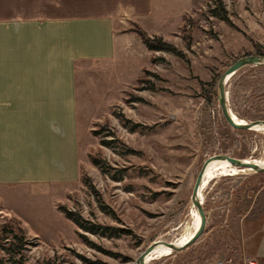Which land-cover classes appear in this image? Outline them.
<instances>
[{
	"label": "rangeland",
	"instance_id": "obj_1",
	"mask_svg": "<svg viewBox=\"0 0 264 264\" xmlns=\"http://www.w3.org/2000/svg\"><path fill=\"white\" fill-rule=\"evenodd\" d=\"M153 3L155 14L162 8L166 15L140 17L139 25L152 37L169 36L188 63L132 44V58L78 67L79 179L0 189V231L23 240L25 264H137L153 244H176L194 230L192 195L209 159L264 163V131L234 130L218 101L223 74L241 59L263 57L264 0ZM190 8L177 30L180 12ZM123 23L120 32L139 26ZM226 93L237 119L264 121V67L238 72ZM238 172L203 188L199 240L147 264H264V173ZM6 243L0 263L12 264Z\"/></svg>",
	"mask_w": 264,
	"mask_h": 264
},
{
	"label": "crops",
	"instance_id": "obj_2",
	"mask_svg": "<svg viewBox=\"0 0 264 264\" xmlns=\"http://www.w3.org/2000/svg\"><path fill=\"white\" fill-rule=\"evenodd\" d=\"M49 7L72 13L45 17ZM165 10L155 14L153 0H0V189L79 179L78 67L132 58V44L149 52L120 32L123 20Z\"/></svg>",
	"mask_w": 264,
	"mask_h": 264
},
{
	"label": "water",
	"instance_id": "obj_3",
	"mask_svg": "<svg viewBox=\"0 0 264 264\" xmlns=\"http://www.w3.org/2000/svg\"><path fill=\"white\" fill-rule=\"evenodd\" d=\"M264 67V57H248L241 59L237 61L225 74H223L219 80L218 83V89H219V96H218V101L219 105L222 111V114L228 123L230 127H232L234 130L237 131H246V132H255L257 131L256 129L263 128L264 129V121H258V122H252V123H247L246 125L242 126L239 124H236L233 122V119L231 117V112L228 108V100H227V93H226V86L227 83L229 82L232 77H234L238 72L242 71L245 68L248 67ZM213 161H221V162H227L229 165H231L233 168L239 169V170H244V171H251L256 174H261L264 173V168H260L254 164H246L245 161H240L224 156H215L211 159H209L204 167L202 168L198 179L196 181L193 195H192V204L197 208L199 215L201 217V227L199 231L197 232L196 236L185 246L178 247L174 243H155L149 249H147L138 259L137 264H143L144 260H147L149 256H151L154 251L158 248L163 246L164 248L170 250L172 254L175 253H180L185 250H187L189 247L194 245L196 241L199 240V238L203 235L206 227V215L204 208L202 204L198 200V191L201 186L202 178H203V172L205 171V168L210 162Z\"/></svg>",
	"mask_w": 264,
	"mask_h": 264
},
{
	"label": "trees",
	"instance_id": "obj_4",
	"mask_svg": "<svg viewBox=\"0 0 264 264\" xmlns=\"http://www.w3.org/2000/svg\"><path fill=\"white\" fill-rule=\"evenodd\" d=\"M215 1L217 3L220 2V0H215ZM221 10H222V8H221ZM213 13H214L213 15L215 17H217L219 19L227 20V18L225 16H222L220 11L214 10ZM132 32L139 36L143 45L148 49L149 52L169 53V54H172V55L178 57L179 59L188 63V60H187L185 54H183V52L179 51L174 46L165 42L163 38L152 37V36L148 35L141 27H139L137 25L134 26ZM261 56L264 57V54H262ZM146 73H149V72H146ZM154 77H156V76H154ZM156 78H158V77H156ZM141 82H144V80ZM146 83H149V82H146ZM149 89H154V88H152V86H151V88H149ZM65 215L68 219L73 220L78 226H80V227L83 226L78 221L79 219H77L72 213L65 212ZM10 238H12V239H10ZM9 240H11L12 242H9L7 244L6 242ZM2 243L7 244V248H5L6 249L5 253L7 255H9V257L11 258L10 261L12 262V264H25V262H26L24 259L25 258L24 257L25 243L23 242V240L19 239L18 236H16L14 234V232H10L7 229H4L3 231H0V244H1L0 247H2ZM0 264H2V263H0Z\"/></svg>",
	"mask_w": 264,
	"mask_h": 264
},
{
	"label": "bare ground",
	"instance_id": "obj_5",
	"mask_svg": "<svg viewBox=\"0 0 264 264\" xmlns=\"http://www.w3.org/2000/svg\"><path fill=\"white\" fill-rule=\"evenodd\" d=\"M231 117L233 119V122L236 124H239L242 126L247 124L246 122L237 119L232 114H231ZM256 130L257 131H264L263 128H259ZM215 162H219V163L212 165ZM245 162H246V164H254L260 168H264V163H261V162H255V161H245ZM244 172H251V171H244ZM226 173H239V172H238V169L233 168L227 162L213 161L207 165V167L205 168V171L203 172V175H202L203 178H202L201 186H200V189L198 191V200L200 203H201V198H202V191H203V188L205 187V185L207 184V182L209 180H211L212 178H215L217 175L224 176V174H226ZM242 173H243V171H242ZM192 209H193V215H194L195 222H196L195 228L193 231H191V233L184 236L180 241H178V243L175 244L178 247H182V246L187 245L196 236L197 232L199 231V229L201 227V223H202L201 217L199 215L197 208H195V206H193V204H192ZM171 253L172 252L170 250L164 248L163 246L158 247L154 251V253L148 257L147 260L143 261V264H147L150 260H152L156 257L169 255Z\"/></svg>",
	"mask_w": 264,
	"mask_h": 264
}]
</instances>
